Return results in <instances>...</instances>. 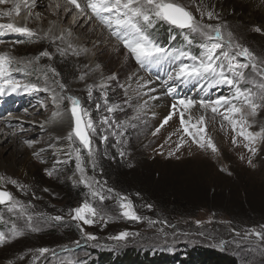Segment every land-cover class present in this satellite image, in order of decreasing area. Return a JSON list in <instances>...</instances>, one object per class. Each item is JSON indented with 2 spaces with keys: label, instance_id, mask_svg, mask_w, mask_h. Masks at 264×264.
Returning <instances> with one entry per match:
<instances>
[{
  "label": "rangeland",
  "instance_id": "rangeland-1",
  "mask_svg": "<svg viewBox=\"0 0 264 264\" xmlns=\"http://www.w3.org/2000/svg\"><path fill=\"white\" fill-rule=\"evenodd\" d=\"M32 1L36 3L38 0ZM60 1L64 6L63 12L68 4L66 0ZM79 2L83 4L85 0ZM174 2L190 11L201 24L220 26L223 43L227 44L228 34L231 33L233 44L248 48L258 61H264V13L253 10L247 1L222 0L218 10L201 0ZM52 3L56 5L54 1ZM69 6L71 10H65L66 14L72 15V10L78 15L84 14L83 20L74 29L62 26V20L51 16V13L47 14V24H41L38 13L45 10L42 4L26 18L23 25L31 29L35 36L30 38L10 32L0 34V41H3L0 43V54L8 53L19 68V72L13 73L15 78L48 89L0 96L9 99L4 103L0 100V128L8 131L0 135V148L6 147L0 159L17 152L20 160L16 168L24 170L23 176L0 173V191L9 192L27 209L24 216H19L15 211H8L10 204H0V233L5 235V240L0 242V264H68L69 261L71 264H85L94 259L95 251L98 255L110 252L119 255L126 249H134L138 256L148 254L150 259L159 256V253L184 256V252L192 248L224 252L238 264H264V240L253 234L259 232L264 235V138L257 139L254 144L257 151L253 154L244 146L246 141L232 131L219 113L214 114L210 108L199 109L198 106L192 112L204 115L207 131L201 135L212 138L217 149L215 153L207 146L201 149L191 135L184 133L178 112L167 124H163L164 119L173 113L171 105L177 98L214 100L233 95V90L226 85L208 87L207 82L201 81V89L195 91L199 83L175 81L169 83L176 88V92L169 95L163 83L171 70L169 62L140 68L122 45L109 35L108 30L91 16L89 10L79 12L75 6ZM8 7L0 5V11ZM200 10L213 13L212 18L202 17ZM13 16L16 18H0V23H16L17 19H23L15 14ZM148 31L157 44L169 51H186L193 56L201 53L198 45L202 37L193 35L187 29L181 30L164 21H157L155 27ZM64 34L72 40L71 47L67 49L60 44ZM186 35L192 39V44L184 39ZM103 46L107 47L106 52L95 55L94 48L102 49ZM42 52H48L49 56H40ZM107 54L114 59L118 57L115 66L119 74L111 66ZM239 59L245 62L243 58ZM105 66L109 67L106 74L103 73ZM245 74L249 79L259 80L251 68L245 70ZM135 75L152 79L167 103L153 110L145 109L142 92H130L128 89L130 83L127 81ZM112 76L116 79H111ZM57 82L64 84L65 88L61 90ZM240 87L251 85L242 83ZM54 95L59 100L58 106L53 102ZM68 96L76 97L93 121L95 131L90 132L91 159L74 136L72 142L68 140L72 127ZM160 107L164 109L159 111ZM108 108L113 111L109 112ZM57 111L61 115L53 117ZM62 117H65L69 127L64 134L67 139L66 154H61L51 134L42 128L50 124V120L62 123ZM66 117H70L69 121ZM249 119L254 121L250 130L260 131L264 128V108L258 109L257 115ZM189 131L195 134L194 129ZM233 136L236 137V144L232 142ZM26 141H32L31 147ZM178 144L181 145L179 148ZM74 148L80 149L84 174L94 178V187L105 197L103 202L99 197L93 198L89 189L80 183L81 173L76 168ZM131 165L135 167L131 168ZM132 170L134 176L130 177ZM149 174L155 179L163 176L165 184L174 185L169 188L175 197L168 200L166 210L177 215L173 220L153 207L147 210L133 208L139 220H131L121 214L120 197L124 198L123 202L129 200L118 191L120 186L129 187V192L137 179L145 180L144 175ZM66 186L72 189L70 193L66 191ZM206 187L211 188L214 197L219 194L218 198L213 197L208 202L211 208H221L227 214L245 217L247 222H256L257 225L238 231L234 228L237 223L226 217L224 212L220 214L201 208ZM214 187L217 189L214 190ZM78 190L82 191L81 195L86 194L85 199L76 201L75 191ZM170 192L166 190L164 195L171 196ZM84 202L96 203L106 222L99 216L90 217L94 221L91 225L74 220L72 210ZM253 205L255 208L250 211L249 207ZM181 207L190 211L192 217L181 219L184 218ZM28 215L32 217L31 227L28 226ZM54 216H61L62 220L49 219ZM13 226L22 233L20 236H12ZM120 232L133 235L124 241L108 239ZM87 234L97 239L89 241ZM221 240L225 241L223 249L217 246ZM76 241H79L78 245ZM41 248L49 251L41 255L38 251Z\"/></svg>",
  "mask_w": 264,
  "mask_h": 264
},
{
  "label": "snow or ice",
  "instance_id": "snow-or-ice-1",
  "mask_svg": "<svg viewBox=\"0 0 264 264\" xmlns=\"http://www.w3.org/2000/svg\"><path fill=\"white\" fill-rule=\"evenodd\" d=\"M22 3L25 9H30V0H22ZM66 3L75 6L79 12H85V9L89 10L91 16L108 30L109 35L122 45L140 68H151L161 65L166 61L169 62L171 70L163 81L167 86L169 95L176 92V88L169 83L175 81L181 83H199L204 81L207 82L208 87H215L217 85L228 86L230 90H233V95L231 96H220L214 100H198L190 97L177 98L175 103L171 105L173 113H170L164 119L163 124H167L172 119V115L178 112L180 126L184 133L191 135L193 142L201 149L207 146L208 149L215 153L217 149L212 138H206L204 135H201L207 131L204 115H197V113L192 112V109L197 106L199 109L210 108L214 114L219 113L223 121H226L231 126L232 131L246 141L244 146L255 154L257 149L254 147V144L258 138H264V128H261L260 131H251L250 129L253 127L254 121L249 118H254L257 115V110L264 108V61H258V58L248 48L239 44H233L231 33L228 34L227 44L223 43L224 37L220 26L213 27L212 25L201 24L190 11L175 3L174 0H85L83 4L79 0H66ZM0 5L10 6L4 11H0V18H12L13 13L17 16L21 13V0H0ZM207 15L211 19L213 13L208 12ZM157 21H164L181 30L187 29L193 35L202 37V42L198 45L201 49L200 55L193 56L186 51H179L178 53L169 51L157 44L148 31L155 27ZM256 31H260V29H256ZM6 32L26 35L30 38L35 36V33L27 26H18L14 22L0 23V34ZM184 39L188 44L193 43L192 39L187 35ZM0 43H3V41H0ZM40 56H49V53L42 52ZM239 58H243L245 62H241ZM35 59H39V57ZM249 68H251V72L256 77H259V80L249 79L246 76L245 70ZM16 72H19V68L15 66L13 58L6 53L0 54V96L11 95L20 91L27 93L30 91L39 92L48 90L39 88L30 82L24 83L16 79L13 75ZM110 78L116 79L115 76ZM57 83L61 90L65 88L64 84ZM242 83L250 84L251 87H240ZM203 90L206 91L207 89ZM89 95L91 96V90H89ZM67 100L70 102L69 111L72 120L68 140L72 142L73 136L78 139L80 145L87 150L88 157L91 159L93 152L91 149L90 132L95 131L93 121L90 118L89 112L82 109L81 103L76 97L68 96ZM53 102L57 106L59 105L56 95L53 96ZM221 109L223 110L221 111ZM108 111L112 112L113 109L108 108ZM60 115L59 111L53 113V117ZM194 119L195 123H192ZM105 123H107L106 120ZM190 129H194L195 134H192L189 131ZM232 142L236 144L235 136H233ZM26 143L31 147L32 141H26ZM180 146L178 144L177 148ZM73 151L76 155V168L81 173L80 183L89 189L93 198L99 197L100 201L103 202L105 197L100 193L99 189L94 187L96 183L94 178L87 177L84 174L80 149L74 148ZM249 163L251 164V160H249ZM47 174L52 175L51 172ZM13 183L15 182L13 181ZM120 201L119 207L123 210L121 214L124 217L131 220L140 219L135 211H133V206L130 202H123V197H120ZM0 204H10L8 211H15L19 216H24L27 212L26 207L16 201L7 191H0ZM72 212L74 213L72 218L82 221L84 224H93L94 221L90 217L94 218L97 216L106 222L101 212L88 202L82 203L79 207L73 209ZM49 219L60 221L62 217L54 216ZM27 221L28 226L31 227V215L27 216ZM32 230L36 231L37 229L32 228ZM81 231L83 232V229ZM21 234L13 226L12 236L17 237ZM253 234L264 240V235L261 233L255 232ZM130 235L133 234L120 232L118 235L110 236L108 239L124 241ZM86 239L93 241L97 237L87 234ZM4 240L5 235L0 233V242ZM75 243L78 245L79 241ZM217 246L223 249L225 241L221 240ZM38 251L43 255L49 249L41 248ZM68 264H71V261Z\"/></svg>",
  "mask_w": 264,
  "mask_h": 264
},
{
  "label": "trees",
  "instance_id": "trees-1",
  "mask_svg": "<svg viewBox=\"0 0 264 264\" xmlns=\"http://www.w3.org/2000/svg\"><path fill=\"white\" fill-rule=\"evenodd\" d=\"M111 158L114 160L113 157ZM132 167H135V165H131V168ZM129 176L130 177L134 176V171H133V174L131 173L129 174ZM144 177L146 178L145 180L137 179V182L134 184L135 186H132L129 192L127 191L129 190L128 189L129 187H124L123 185L120 186L118 191L121 192V194L124 195L129 200V202L132 204L133 208L135 209L146 208L147 210L150 207H153V209H159L158 211H162L164 213L163 216L166 217L167 219L173 220L174 218H176L177 215L166 211L168 208V200L170 198L175 197V196H172L174 192H170V188H169V187L173 188L174 185H170V183L168 182L165 184L163 182V176L157 177L155 179L152 174H149V176L144 175ZM146 182H150L152 184L150 185ZM155 187H156V191H155ZM121 189H123L124 191H121ZM205 189H206V192L205 193L203 192L201 208H205L212 212L223 214L222 212L224 211H222L221 208H217V207L211 208V206L208 204V202H210V199L213 198L215 194L213 195V192L210 191L211 188L206 187ZM213 189L216 190L217 187H214ZM166 190L170 192L171 196L164 195ZM207 190H209L210 192ZM66 191L70 193L72 189L66 186ZM75 192L77 193L75 196L77 197L76 201L86 198L84 197L86 195L85 193L81 195V192H82L81 190H78ZM218 197H219V194L217 195V197H214V198H218ZM195 199L198 200V198H195ZM95 204L96 203H93V206H95ZM248 206H250V204H248ZM181 208L183 209V207ZM254 208H255L254 205L251 208L249 207L250 211L251 209L253 210ZM259 208H262V207H259ZM251 214H254V212H251ZM224 215L228 218L234 219V223H237V225H234V228L238 229V231L241 230L242 228L252 227L256 223V222H253V223L247 222L246 221L247 219L245 217L239 218L233 213H229V214L225 213ZM182 217L184 218H181V219H185L186 217L190 218L192 217V214H190V211L183 209ZM258 224L261 225L260 223ZM20 245L23 249V245L22 244ZM19 249H20V246H19ZM19 249H18V252H19ZM137 253L138 252L134 251V249L123 250V252L119 253V255H116L111 252L101 253L98 255L96 254V251H95L93 253L94 259H90L89 262L87 261L85 264H238V262L231 255L226 254L224 252H219L211 248L209 249L208 248H192L191 250L185 251L184 256H176V255L167 256L166 254L159 253L160 254L159 256L157 255V257L150 258V259L148 258L149 257L148 254H145V256L144 255L138 256Z\"/></svg>",
  "mask_w": 264,
  "mask_h": 264
},
{
  "label": "bare ground",
  "instance_id": "bare-ground-1",
  "mask_svg": "<svg viewBox=\"0 0 264 264\" xmlns=\"http://www.w3.org/2000/svg\"><path fill=\"white\" fill-rule=\"evenodd\" d=\"M42 1L43 0H38L36 3H34V1L30 0V5H31L30 9H25L23 7V3L21 0V13L18 16L23 17V19H21V21L17 19L16 20L17 22L15 24L18 26H23L24 22L27 21L26 18L28 16L32 15L33 14L32 12L35 9L40 8V6L42 4L44 5L45 10L43 12H39V13L36 12L39 15L38 19H39V22L41 24H47V19H48L47 14L48 13L49 14L51 13V16L57 17L60 20H62L61 25L64 27H67V28L71 27L70 29H74V27H77V25H79V23L83 20L84 14L78 15L76 12H73V10L71 11L72 15H69L70 13L66 14L65 10H68L69 12L71 10V9H69V7H70L69 5L65 6L64 11L62 12V9L64 8V6L61 5L60 0H46L45 2H42ZM50 1L51 2L54 1V4H56V5H53V3L51 4ZM180 1H185V0H180ZM201 1L214 10L221 9L220 6L222 5V0H201ZM244 1H247L249 3V6H251V8L253 10H259L262 13H264V0H244ZM29 11H30V15H28ZM13 14H15V13H13ZM200 14L202 17H208L207 13L204 11L200 10ZM13 17H15V16H13ZM52 34L53 33L50 34V37H52ZM99 36H101V32L99 33ZM71 42H72V40L68 39V34H64L62 36V40L60 41V44H61L62 48L67 49V47L69 45H71ZM112 45H113V43H112ZM109 46L110 45L108 44L107 47H109ZM107 47L105 48L103 46L102 49H100V48L95 49L94 48L93 52L95 55H97V53L102 52V51L106 52ZM6 54H8V53H6ZM97 56H95V57L97 58ZM107 57H108V60L112 62L111 66L114 67L115 71L119 74V69H118V67L115 66V62L117 65L118 57L116 59H114L112 57V55H110V54H107ZM107 70H109V67L105 66V68H103V73L106 74L108 72ZM105 74H103V75H105ZM109 82H111V81H109ZM127 83H130V85L128 87L130 92H133L135 90L142 92V94H143L142 96L144 97L143 104H144L145 109L153 110L154 107H159L162 105L164 106V104L167 103V100H165L163 95L160 93V90L158 88H156L157 86H155V83L152 79L146 78L145 76H141V75H138V76L135 75V76L129 78ZM201 84L202 83H199V85L195 87V91H199L201 89ZM7 97H9V96L7 95ZM7 97L5 99H2L0 97L1 98L0 100L4 103L5 101L9 100ZM162 109H164V107H160L159 111H162ZM67 116H69V113ZM69 118L70 117H68V118L66 117V120L69 121ZM50 121H51L50 124L43 125L42 128L44 130H46L48 134H51L52 138L55 140V147L61 152V154L62 153L66 154L68 152V150H67V139H66V137H64V134H65V130H68L69 127L67 125V122L65 121V117L64 118L62 117V121H61L62 123H59L58 121L54 122V120H50ZM6 133H8V131L5 128L1 127L0 128V135L6 134ZM0 141H1V139H0ZM5 149H6V147L0 148V154H2L5 151ZM12 153H13V151H12ZM17 154L18 153L15 152L14 155L10 154L7 158H5L3 160L0 159V173H10V174H16L19 176L24 175V170L22 171V170L16 168V163L20 160L18 158ZM11 159H13V160L11 161Z\"/></svg>",
  "mask_w": 264,
  "mask_h": 264
},
{
  "label": "water",
  "instance_id": "water-1",
  "mask_svg": "<svg viewBox=\"0 0 264 264\" xmlns=\"http://www.w3.org/2000/svg\"><path fill=\"white\" fill-rule=\"evenodd\" d=\"M78 140V139H77ZM79 142V141H78Z\"/></svg>",
  "mask_w": 264,
  "mask_h": 264
}]
</instances>
